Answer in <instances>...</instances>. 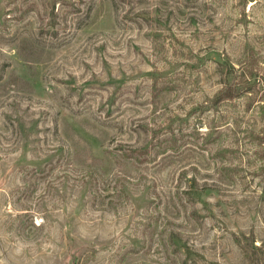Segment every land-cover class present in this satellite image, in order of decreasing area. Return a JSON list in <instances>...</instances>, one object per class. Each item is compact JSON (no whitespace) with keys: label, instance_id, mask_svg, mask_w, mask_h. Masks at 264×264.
I'll return each instance as SVG.
<instances>
[{"label":"rangeland","instance_id":"1","mask_svg":"<svg viewBox=\"0 0 264 264\" xmlns=\"http://www.w3.org/2000/svg\"><path fill=\"white\" fill-rule=\"evenodd\" d=\"M0 264H264V0H0Z\"/></svg>","mask_w":264,"mask_h":264}]
</instances>
